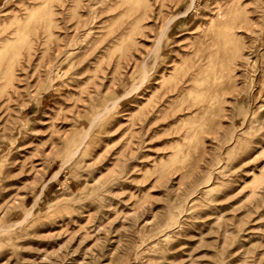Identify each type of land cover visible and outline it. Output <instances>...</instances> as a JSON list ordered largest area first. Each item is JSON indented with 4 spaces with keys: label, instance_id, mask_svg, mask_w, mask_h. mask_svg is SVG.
Listing matches in <instances>:
<instances>
[{
    "label": "rangeland",
    "instance_id": "1",
    "mask_svg": "<svg viewBox=\"0 0 264 264\" xmlns=\"http://www.w3.org/2000/svg\"><path fill=\"white\" fill-rule=\"evenodd\" d=\"M188 4L0 0V264H264V0Z\"/></svg>",
    "mask_w": 264,
    "mask_h": 264
},
{
    "label": "bare ground",
    "instance_id": "2",
    "mask_svg": "<svg viewBox=\"0 0 264 264\" xmlns=\"http://www.w3.org/2000/svg\"><path fill=\"white\" fill-rule=\"evenodd\" d=\"M194 0H190V5L189 6H191L192 5V2H193ZM189 9H190V7H189ZM189 9H187L186 11H184V12H180V13H178V14H176V15H173V16H170L168 19H167V21H166V24H165V26L163 27V29H161V31L159 32V34H158V37H157V40H156V42H155V47H158V45L160 44V42H161V40H162V38L165 36V34H166V32H167V30H168V27H169V25L173 22V21H175L177 18H179V17H181V16H183V15H185L187 12H188V10ZM219 14V13H218ZM222 16V15H221ZM219 37V36H218ZM222 38V37H221ZM224 39V38H223ZM217 40V39H216ZM220 45V44H219ZM157 49V48H156ZM207 55H208V53H207ZM206 55V56H207ZM211 59V58H210ZM207 60V59H206ZM207 61H209V58H208V60ZM206 61V62H207ZM201 62H203V59H202V61ZM212 62V61H211ZM203 64V63H202ZM207 64V63H206ZM219 64V63H218ZM153 65H154V63H153ZM152 65V66H153ZM208 65V64H207ZM203 66V65H202ZM145 67V66H144ZM143 67V68H144ZM204 69V68H203ZM210 69V68H209ZM144 70V71H143ZM142 71H143V73H141L142 75H141V78H140V82H142V81H144L145 80V78H146V70L145 69H143ZM194 71H197V70H195L194 69ZM198 71H199V68H198ZM216 71V70H215ZM192 72V71H191ZM206 72V71H205ZM210 72V71H209ZM219 72H220V70H219ZM196 73V72H195ZM201 73V72H200ZM213 73V72H212ZM211 73V74H212ZM192 74H194V73H192ZM197 74V73H196ZM199 74V73H198ZM197 74V75H198ZM220 74H222V73H220ZM215 75V74H214ZM217 75V74H216ZM224 75V74H223ZM194 76V75H193ZM201 75H198V77H200ZM218 76V75H217ZM194 77H197V76H194ZM205 77V76H204ZM200 78H202V76L200 77ZM200 78H197V79H200ZM208 78V77H207ZM209 79H210V77H209ZM224 79H226V78H224ZM191 80V79H190ZM189 79H188V81H190ZM205 80H207V79H205ZM216 80V79H215ZM219 80V79H218ZM186 81V80H185ZM192 81H193V79H192ZM223 81V80H222ZM139 82V83H140ZM225 82V81H224ZM228 82V81H227ZM138 83V84H139ZM214 83V82H213ZM135 84V83H134ZM137 84V83H136ZM137 84V85H138ZM221 84V83H220ZM219 84V85H220ZM137 85L136 86H134V87H136L137 88ZM222 85V84H221ZM131 86V85H130ZM130 86L128 87V88H130ZM224 86V85H223ZM221 87V86H220ZM132 88V87H131ZM223 89V88H222ZM132 90L133 89H130V90H126V94H125V96H129L131 93H132ZM134 90H135V88H134ZM134 92V91H133ZM117 100H120V98H118V99H115V100H113V101H111V106H109L108 104L106 105V106H104L98 113H96L94 116H93V119H92V121L86 126V128H85V130H84V133H83V136H81L82 138L80 139V141H79V143L77 144V146L75 147V149L72 151V153L69 155L70 157H73L78 151H79V149H80V147L82 146V144L87 140V138L89 137V132H90V130L92 129V127L95 125V123L98 121V119L100 118V117H102L103 116V114H105L106 112H108V110H110L113 106H114V104L117 102ZM77 155V154H76ZM69 161V158L64 162V163H67ZM63 166V165H62ZM58 174H59V170H56V171H54L53 172V175H52V177H50L51 179H55L57 176H58ZM43 188V187H42ZM41 194V193H40ZM36 198V197H35ZM35 201H37V200H35ZM31 207H33V205L31 206ZM31 213V211L30 210H28L27 212H26V214L24 215V219L25 218H27L28 216H29V214Z\"/></svg>",
    "mask_w": 264,
    "mask_h": 264
}]
</instances>
